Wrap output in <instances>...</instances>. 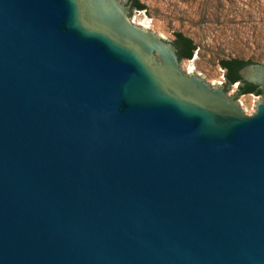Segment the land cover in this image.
<instances>
[{
  "label": "water",
  "instance_id": "water-1",
  "mask_svg": "<svg viewBox=\"0 0 264 264\" xmlns=\"http://www.w3.org/2000/svg\"><path fill=\"white\" fill-rule=\"evenodd\" d=\"M129 8L0 0V264H264V99ZM239 74L264 93V62Z\"/></svg>",
  "mask_w": 264,
  "mask_h": 264
},
{
  "label": "rangeland",
  "instance_id": "rangeland-1",
  "mask_svg": "<svg viewBox=\"0 0 264 264\" xmlns=\"http://www.w3.org/2000/svg\"><path fill=\"white\" fill-rule=\"evenodd\" d=\"M139 1L145 9H133L137 24L148 22L151 31L166 39L173 40L177 32L191 38L195 50L192 58L182 60L184 69L210 83L223 81L222 60L264 62V0ZM257 96L239 97L247 115L255 112Z\"/></svg>",
  "mask_w": 264,
  "mask_h": 264
},
{
  "label": "flooded vegetation",
  "instance_id": "flooded-vegetation-1",
  "mask_svg": "<svg viewBox=\"0 0 264 264\" xmlns=\"http://www.w3.org/2000/svg\"><path fill=\"white\" fill-rule=\"evenodd\" d=\"M123 2L125 3V5L130 6L127 16L130 19L131 23L136 25V26L141 27L142 25L135 24L134 21H132V19H131L132 10L135 9V7L132 5V2H130L129 0H124ZM160 38L165 40L166 42L170 43L171 45H173L175 47V54L177 57L178 66L185 73L190 74L192 71H188L181 66V61L183 59H189V58L181 57L183 49H182V45L178 42V37L176 36V34H175V37L173 40L166 39L162 36H160ZM153 58H154L155 63L152 65L157 67L159 70H164L165 66L163 64L162 58L159 56V54L156 51L153 52ZM251 63H260V62H251ZM247 64H249V63H247ZM247 64H244L241 66H239V64H237V63H234L231 66H229V65L223 66L221 64V67H222L223 72H224V74L222 76L223 81H221L217 84H213V83H210L206 80L212 88L218 87L220 89H223L225 91L226 96L228 98H231L233 100V103L237 104L239 109L243 110L244 112H245V110L241 106V102L239 101V97L253 96L256 94V95H258L257 97L259 99L257 104L264 99V93L262 92V88L260 86H257V85H254L252 83L245 81L239 74L240 69ZM192 73H194V72H192ZM195 74L199 75L197 73H195ZM230 88H234L233 94L228 93V90ZM257 104H256V106H257ZM256 106H255V109H256Z\"/></svg>",
  "mask_w": 264,
  "mask_h": 264
},
{
  "label": "trees",
  "instance_id": "trees-1",
  "mask_svg": "<svg viewBox=\"0 0 264 264\" xmlns=\"http://www.w3.org/2000/svg\"><path fill=\"white\" fill-rule=\"evenodd\" d=\"M130 2H132V5L135 7V9L138 10H143L145 9L144 4H142L139 0H129ZM176 36L178 37V42L182 45V54L181 57H186V58H192L193 52L195 50V45L193 44V40L191 38H189L188 36H185L183 33L181 32H177L175 33ZM252 61L250 60H242V59H237V58H233V59H229V60H222L221 64L223 66L225 65H233L234 63L239 64V66L247 64V63H251Z\"/></svg>",
  "mask_w": 264,
  "mask_h": 264
},
{
  "label": "bare ground",
  "instance_id": "bare-ground-1",
  "mask_svg": "<svg viewBox=\"0 0 264 264\" xmlns=\"http://www.w3.org/2000/svg\"><path fill=\"white\" fill-rule=\"evenodd\" d=\"M143 25V24H142ZM144 26L146 27V28H148V22H146L145 24H144ZM189 71H192V70H189Z\"/></svg>",
  "mask_w": 264,
  "mask_h": 264
}]
</instances>
